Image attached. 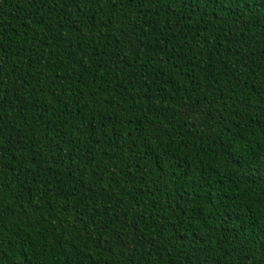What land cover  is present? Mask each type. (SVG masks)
Here are the masks:
<instances>
[{"label": "trees", "instance_id": "1", "mask_svg": "<svg viewBox=\"0 0 264 264\" xmlns=\"http://www.w3.org/2000/svg\"><path fill=\"white\" fill-rule=\"evenodd\" d=\"M0 264H264V0H0Z\"/></svg>", "mask_w": 264, "mask_h": 264}]
</instances>
